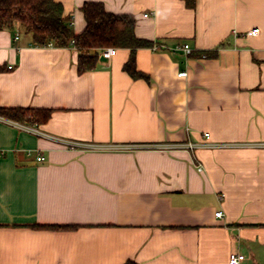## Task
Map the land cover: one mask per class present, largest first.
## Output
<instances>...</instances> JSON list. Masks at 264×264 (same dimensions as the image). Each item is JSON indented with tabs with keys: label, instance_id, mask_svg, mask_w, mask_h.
<instances>
[{
	"label": "crops",
	"instance_id": "1",
	"mask_svg": "<svg viewBox=\"0 0 264 264\" xmlns=\"http://www.w3.org/2000/svg\"><path fill=\"white\" fill-rule=\"evenodd\" d=\"M59 1L75 33L101 1L153 45L81 73L75 46L0 30V104L52 110L0 116V264H264V0Z\"/></svg>",
	"mask_w": 264,
	"mask_h": 264
},
{
	"label": "trees",
	"instance_id": "2",
	"mask_svg": "<svg viewBox=\"0 0 264 264\" xmlns=\"http://www.w3.org/2000/svg\"><path fill=\"white\" fill-rule=\"evenodd\" d=\"M195 8L197 0H184ZM86 26L80 33L72 29V20L65 13V6L59 0H0V30L21 26L30 34L38 46L52 43L56 47L73 45L79 51V72L96 67L101 50L107 48H128L132 51L151 47L153 41L136 34V18L131 14L114 13L101 1H86L81 6ZM205 56L209 51L202 52ZM124 68L133 77H146L135 66L134 57ZM52 110L32 107H7L0 104V116L21 123L43 124L51 117ZM35 228L69 229L71 225L36 224Z\"/></svg>",
	"mask_w": 264,
	"mask_h": 264
},
{
	"label": "built area",
	"instance_id": "3",
	"mask_svg": "<svg viewBox=\"0 0 264 264\" xmlns=\"http://www.w3.org/2000/svg\"><path fill=\"white\" fill-rule=\"evenodd\" d=\"M259 31H260L259 28H255L253 30L248 31L247 35H257L259 33ZM16 38H18V37H16ZM49 46H53V44L49 43ZM179 49L183 50L185 52V54H187V55H189V54H191L193 52V49H192V47H191V45L189 43H184L182 46H179ZM114 53H115V48H107L103 52V54H105V55H113ZM180 75L181 76H186L187 72H181ZM30 130L39 133V131L37 129L31 128ZM204 136L206 138H209L210 137V133L209 132H205ZM63 141L68 146L73 145V143L71 141H68V140H63ZM181 146L187 148L191 152H195V150L197 148V144L194 143L191 140H188L187 142L183 143ZM44 159H45L44 156H42V155L38 156V160L39 161H43ZM196 164H197L198 171L202 172L204 170L202 164L200 162H197ZM216 214H217V216L221 217L223 215V212L222 211H218ZM244 259H245V255L244 254H241L239 252H235V253H233L230 256L229 264H242Z\"/></svg>",
	"mask_w": 264,
	"mask_h": 264
},
{
	"label": "rangeland",
	"instance_id": "4",
	"mask_svg": "<svg viewBox=\"0 0 264 264\" xmlns=\"http://www.w3.org/2000/svg\"><path fill=\"white\" fill-rule=\"evenodd\" d=\"M20 27H21V26H20ZM21 28H22V27H21ZM22 29H23V28H22ZM23 32H25L24 29H23Z\"/></svg>",
	"mask_w": 264,
	"mask_h": 264
}]
</instances>
